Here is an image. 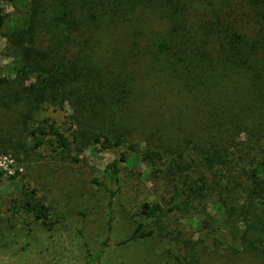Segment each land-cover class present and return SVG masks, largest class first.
<instances>
[{"label": "rangeland", "instance_id": "1", "mask_svg": "<svg viewBox=\"0 0 264 264\" xmlns=\"http://www.w3.org/2000/svg\"><path fill=\"white\" fill-rule=\"evenodd\" d=\"M26 8L0 0V86L17 82L3 35ZM122 32L102 38L101 63H117L114 51L127 47ZM147 72L132 74L134 124L124 126L119 147L82 138L83 124L98 118L86 104L37 101L17 124L0 112V264H87L99 251L91 264H264V229L254 221L264 224V174H253L256 162L264 166V126L256 129L252 116L234 129L227 89L208 95L220 104L212 113L180 93L175 78ZM40 126L62 133L69 147L43 136L36 148L28 132ZM28 201L48 208L45 222L10 211ZM144 203L158 205V216L146 218Z\"/></svg>", "mask_w": 264, "mask_h": 264}, {"label": "trees", "instance_id": "2", "mask_svg": "<svg viewBox=\"0 0 264 264\" xmlns=\"http://www.w3.org/2000/svg\"><path fill=\"white\" fill-rule=\"evenodd\" d=\"M5 1L27 6L3 35L18 79L14 86H0V106L12 107L0 112L13 118V124L24 122L37 101L69 100L79 109L88 105L98 117L83 124L82 138L119 147L128 136L124 126L134 124L128 114L136 102L131 96L132 74L142 69L145 74L175 78L180 93L212 106V113L220 104L208 101V95L227 89L224 110L233 128H246L252 116L250 121L258 122L256 129L264 126V0ZM6 19L0 9V32ZM117 28L123 31L127 47L114 51L115 65L101 63L97 46ZM31 76L36 81L31 82ZM23 90L25 96L14 103ZM28 135L36 148L43 136H52L61 148L69 147L66 137L50 126L30 129ZM155 156L157 152L150 153ZM121 160L128 161L125 156ZM113 171L109 176L117 183ZM253 174H264L262 163L256 162ZM10 211L16 215L22 211L35 221L45 222L48 217V208L34 201ZM141 213L155 218L159 206L144 203ZM254 221L264 229L262 222ZM135 238L133 233L130 239ZM101 253L89 255L86 263Z\"/></svg>", "mask_w": 264, "mask_h": 264}]
</instances>
